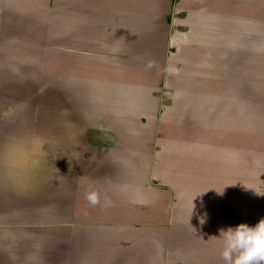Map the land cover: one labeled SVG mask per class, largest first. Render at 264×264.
Segmentation results:
<instances>
[{
  "label": "crops",
  "instance_id": "obj_1",
  "mask_svg": "<svg viewBox=\"0 0 264 264\" xmlns=\"http://www.w3.org/2000/svg\"><path fill=\"white\" fill-rule=\"evenodd\" d=\"M261 218L264 0H0V264H224Z\"/></svg>",
  "mask_w": 264,
  "mask_h": 264
},
{
  "label": "clouds",
  "instance_id": "obj_2",
  "mask_svg": "<svg viewBox=\"0 0 264 264\" xmlns=\"http://www.w3.org/2000/svg\"><path fill=\"white\" fill-rule=\"evenodd\" d=\"M223 194V189L217 191ZM90 204L99 202V193H85ZM216 238L220 242L219 254L224 264H264V218L255 224L241 222L219 230Z\"/></svg>",
  "mask_w": 264,
  "mask_h": 264
}]
</instances>
